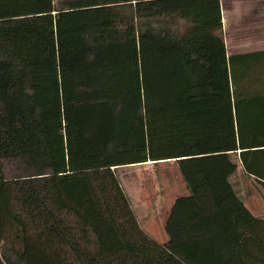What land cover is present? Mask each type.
I'll list each match as a JSON object with an SVG mask.
<instances>
[{
    "label": "trees",
    "instance_id": "1",
    "mask_svg": "<svg viewBox=\"0 0 264 264\" xmlns=\"http://www.w3.org/2000/svg\"><path fill=\"white\" fill-rule=\"evenodd\" d=\"M174 160L160 243L116 170ZM264 54L221 0H0V264H264Z\"/></svg>",
    "mask_w": 264,
    "mask_h": 264
},
{
    "label": "rangeland",
    "instance_id": "2",
    "mask_svg": "<svg viewBox=\"0 0 264 264\" xmlns=\"http://www.w3.org/2000/svg\"><path fill=\"white\" fill-rule=\"evenodd\" d=\"M228 1L230 4L226 5ZM222 2L225 14H227L229 22H231V0H222ZM230 25L231 23L227 26V31H231ZM230 49L231 47L229 46V52ZM116 173L136 211L141 226L145 231L151 230L160 239V234L165 233H163V227L172 208V203L179 197H185L188 194V189L180 173L177 172L172 162L152 163L147 166H125L117 169ZM233 184L237 195L246 204L249 203L246 193L248 191V183L242 173H237L233 179ZM240 187L246 188L242 191ZM256 206L260 209L264 207L260 202Z\"/></svg>",
    "mask_w": 264,
    "mask_h": 264
},
{
    "label": "crops",
    "instance_id": "3",
    "mask_svg": "<svg viewBox=\"0 0 264 264\" xmlns=\"http://www.w3.org/2000/svg\"><path fill=\"white\" fill-rule=\"evenodd\" d=\"M231 3L232 21L229 22V18L227 17V14H225L224 4L221 0L223 35L228 56L237 57L259 53L264 54V0H231ZM228 4H230L229 1L226 2V5ZM228 22L231 23V31H227V26L229 25ZM229 46L231 47L230 52ZM169 162H172V165L176 168L177 172L180 173L176 162L174 160ZM148 164H152V162L142 164L141 166H147ZM240 188L243 191L246 187ZM187 192V196H189V191ZM246 193L248 195L249 203H244L256 217H260L264 220V207L260 209L256 206L259 202L264 206V199L262 198L261 193H259L257 188L251 184L248 185V191ZM175 201L172 203V206ZM146 231L153 238L159 240L158 242L160 243H166L168 241V237L166 233H164V227V234H160V239H158L157 235L151 230Z\"/></svg>",
    "mask_w": 264,
    "mask_h": 264
}]
</instances>
